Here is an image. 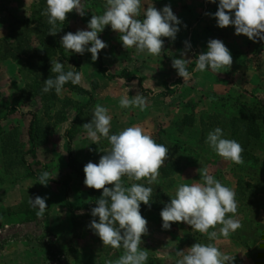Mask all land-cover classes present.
Returning <instances> with one entry per match:
<instances>
[{
    "label": "crops",
    "instance_id": "1",
    "mask_svg": "<svg viewBox=\"0 0 264 264\" xmlns=\"http://www.w3.org/2000/svg\"><path fill=\"white\" fill-rule=\"evenodd\" d=\"M122 3L124 9L112 21L111 30L104 32L97 29L88 35L80 52L82 67L76 84L97 99L95 109L101 114L98 134L111 133L120 138L130 136L134 142L144 144L142 146L145 148L160 123L164 127L171 117L186 113L183 103L174 107V103L162 94L170 80L168 65L173 59L171 54L156 53L154 48L162 41L160 35L153 33L171 21L178 22L182 40L172 38L163 42V46L177 47L178 53L182 54V77L179 76L182 78V100L202 102L206 108L219 96L245 102L255 98L264 103V43L258 41V23L252 21L263 6V1L250 0L248 7L243 8L238 0H122ZM181 4L182 7H179ZM33 8H26L20 0H0V41L8 42L12 22L31 19ZM163 14L170 17H162ZM168 18L169 21L164 22ZM171 27L165 26V30ZM137 29L145 31L146 39L153 37L152 46L149 47L147 42L138 43L137 46ZM134 50L139 55L141 53V57L136 53L134 55ZM132 56H136L138 63L135 64ZM158 59L164 64L163 68L155 66ZM99 63L108 67L114 76L117 75L116 70L127 71L134 74L136 79L130 82L122 78L109 80L107 75L100 72ZM20 80L17 63L11 59L0 61V93L4 101L11 102L23 89L24 83ZM207 97L210 102H205ZM74 119V112L68 111L66 122L52 134L51 147L57 145L58 152H67L65 132ZM27 127L24 126L22 130L24 143L28 139ZM93 132H86L81 139V143L87 145V150L96 148L91 142ZM108 147L112 148L110 145ZM117 154L114 150L107 157L103 151H99L98 156L93 157L99 163L108 159L119 167L128 157L121 158ZM256 156L261 163L264 161V152H258ZM197 159L174 173V203L169 213L177 230L168 238V249L170 254L178 250L177 256L174 261L164 263L158 260L162 251H156L157 260L148 264H205L203 254L206 247L203 248L202 241L209 243L214 264H257L242 246L247 210L240 208L242 218L220 214L224 208L228 211L232 207L235 193L229 154H201ZM2 163L0 153V175L4 174ZM21 171H13L0 185V206L18 205L20 194L32 186L38 190L36 198L39 200L42 189L49 187L56 192L54 199L63 191L64 194L77 195L75 200L82 198L83 204L88 201V186L71 173L68 174L70 181L67 186L34 183L25 175L18 176L17 181L9 180ZM137 195L136 186L130 185L127 196L133 200ZM81 201L73 199L72 202L79 204ZM259 222L264 227V215ZM146 229L152 232L153 225H147ZM147 234L150 235L149 232ZM123 251L134 257L136 255L131 247ZM170 254L166 253L165 256ZM137 262L138 258L135 264Z\"/></svg>",
    "mask_w": 264,
    "mask_h": 264
},
{
    "label": "trees",
    "instance_id": "2",
    "mask_svg": "<svg viewBox=\"0 0 264 264\" xmlns=\"http://www.w3.org/2000/svg\"><path fill=\"white\" fill-rule=\"evenodd\" d=\"M259 1H263V6L259 8L252 21L263 23L264 29V0ZM33 9L31 19L14 20L10 25L11 44L0 41V61L11 59L17 63L18 74L24 83L23 89L10 104L3 111L0 109V153L4 161V175H9L13 170L25 169L29 176H34L26 158L28 156L36 158L37 152L48 144L54 130L66 122L68 110L74 109L76 117L65 132L68 169L89 187V198L86 203L76 208L69 202L66 203L74 234L86 227L97 234L100 246L105 244L110 249L129 241L139 240V225L145 221L155 223L165 221L173 204L169 196L173 185L172 175L180 168L188 167L193 159L198 158L200 151L197 146L201 144L206 145L208 142L218 144L221 139H225L224 146L242 164L237 168L238 172L242 170L241 166L249 164L246 170V173H249L255 162V157L251 153L264 151V103L255 98L245 102L219 96L214 98L207 108L201 104L202 102L186 101L187 112L178 122L176 134H167L164 130H159L147 141L143 150L147 156L133 153L128 156L127 159H130L133 165H137L132 169V173L139 175L140 184L136 185V188L140 196L136 200L126 197L127 185L120 179H106L107 175L101 171L89 174L72 152L76 134L93 131L89 128L80 129L82 119L93 101L91 95L76 84L82 61L80 52L84 43L81 42V36L72 29L73 20H76L75 10L67 6L53 5L49 0H38ZM258 41L264 43V32L260 29ZM57 60L73 64L74 70L69 72L56 68ZM99 69L100 72H104L101 64ZM107 78L110 80L122 78L127 82L136 79L134 74L127 71L119 76ZM61 90L88 96L90 100L82 105L70 98L61 99L58 96ZM35 102L39 104L40 109L39 112L27 114L30 120L28 141L25 144L18 124H10L6 129L2 123L14 116L22 107ZM190 135L194 136L187 138ZM27 145L29 148L25 150ZM168 145L173 147L172 151L167 150ZM180 157L182 166L178 163ZM138 168L143 170L138 173ZM2 183L3 175H0V184ZM67 184L68 182L63 185ZM238 184L251 188L249 182L242 177L239 178ZM252 190L255 191H251V198L264 194L263 190ZM25 205L28 207V202ZM253 205L252 200L242 203L250 214L253 212ZM262 206L264 207V204ZM22 213L25 214V210ZM35 214L33 217L37 216ZM250 217L251 215L245 219V241L242 242V246L253 261L264 264V227L255 220L257 212ZM253 221L255 229L250 234L246 225H251ZM257 230L260 232L257 233Z\"/></svg>",
    "mask_w": 264,
    "mask_h": 264
},
{
    "label": "rangeland",
    "instance_id": "3",
    "mask_svg": "<svg viewBox=\"0 0 264 264\" xmlns=\"http://www.w3.org/2000/svg\"><path fill=\"white\" fill-rule=\"evenodd\" d=\"M20 1L24 3L26 8H32V6L35 7L38 3V0ZM49 2L53 5L60 6L57 4L56 0H49ZM249 3L250 0H238V4L242 8L248 7ZM65 6L71 7L75 10L76 20H73L72 29L81 36V42L84 44H86L85 38L91 33L98 31L97 29H100L104 32L111 30L110 26L112 21L118 15V12L124 9V7H122V0H74L73 5H64L60 7ZM179 7H182V4ZM172 14H174V12ZM163 15L164 16L162 17H170L166 16L165 14ZM173 17H175V15ZM169 19L170 18L165 19L164 22H168ZM177 23L178 22L174 23L171 21L170 23H166L164 26L162 23L161 26L163 27L158 28L153 33L157 36L160 35V40L162 41L155 44V52L157 53V51H160V53L163 52L164 55L171 54L173 59V62H170L168 65L170 80L164 87V92H162V94H165L167 99L174 103V107L177 105L182 106V103L183 105L186 103V101L182 100V78H180L182 77V54L178 53L179 48L173 46L172 48H169L168 45L163 46V42L169 41L172 38L182 40V31H180L179 24L177 25ZM258 25L259 29L264 32V29H262L263 23L258 22ZM165 26L172 27L169 30H165ZM150 33L151 32L149 31V34ZM145 36V31H138L137 46H139L138 43L144 44L145 42H147V44L149 43V47L152 46L151 43L153 37H151V39H149L150 37L146 39ZM133 40L136 42L134 38ZM8 42H10V40ZM143 50H145L144 47ZM133 53L134 55L136 53V56L139 57L142 55L141 53L140 55L137 54L138 52L135 50ZM135 57L132 56V60H136ZM74 60L76 59L74 58ZM136 63H138L137 60L135 64ZM154 64L155 66H160L161 68L164 66V64L161 63V59L156 60ZM80 66L82 67V61ZM101 66L104 69V72H101L103 75H115L110 72L108 67H103L102 63ZM55 67L67 70L69 72L74 70L73 64L60 60L56 61ZM178 67H180V69ZM115 72L117 74L116 76H118L122 74L123 71L116 70ZM20 81L22 82V79ZM58 96L61 99L70 98L76 103L82 105L87 104L90 100V97L88 96L77 95L66 90L59 91ZM205 100V102H210L209 97H207ZM92 101L93 102L90 105L91 107L86 111V115L84 116V119H82L83 124L80 126V129L89 128L94 131H92L94 136L91 139V142L96 145V148L87 150V145H83L81 143V139L84 138L83 134L86 132L77 133L72 143L73 156L80 164L85 166V169L89 174L101 171L103 174L107 175L106 179H120L121 182H124L127 185L126 197L129 198L127 196L128 187L130 185L136 186L140 184L138 181L139 175L136 176V174L132 173V169L137 165H133L130 159H126L122 161V166L115 167L108 159H105L104 162L101 160L99 163L93 156H98L99 151H103L105 156L110 157L109 152L114 150L121 158L128 157L132 153L135 155L139 154L141 156H147L148 154H145L142 151V148H144L142 145L144 144H138L136 141L134 142V139L130 136L120 138L119 136L111 133L108 135H104L103 133L98 134V126L100 125L101 114L95 109L97 99L92 97ZM176 102L179 103L176 104ZM9 104L10 102L4 101V98L1 95L0 109L3 111ZM39 109L40 106L37 102L30 103L29 105L22 107L19 112L7 119V121L3 122L2 125L7 129L10 124L16 123L21 125L20 127L22 132L24 126H29L27 123H29L30 118L27 116V114L29 112H39ZM186 109L187 108H185V112H187ZM71 110L74 112L76 117L77 113L74 111V109H70L68 111ZM183 115L176 114L174 117H171L164 123V127L160 126V123V125L156 127V130L151 137L156 135L159 130H164L167 134H176L178 132V122L182 119ZM193 136L194 135H190V137L187 138H191ZM51 138L52 135L48 141V144L38 151V155L35 159H32L30 156L26 158L34 176H29L28 171L25 169H20L23 172L21 171L19 174L15 173L9 180L15 179V181H17L18 176L25 175L30 181H33L34 183L42 182L47 186L48 184L59 186L70 181L68 174L71 172L68 169L67 152H58L57 145L56 147L53 145L55 148L51 147ZM225 143V139H221L218 144H212V142H208L206 145L201 144L200 146H197V149L200 151V155L198 156L197 160L200 159L201 154L212 155L214 152L228 153L231 158L233 168L231 173V181L234 182L235 193L232 199V207L228 211L226 208H224L220 211V214H225V216L227 214L230 218L237 216L241 217L242 214L239 211L241 207L243 208L242 203L247 200H252L254 202L252 207L253 212L250 214L248 209H244L247 210L248 217L251 215L250 218L256 215L257 212V217L255 220L257 224L259 223L260 225L259 220L264 215V207L262 206L264 204V194H262V196L258 194L251 198L250 193L251 191H255L252 189L264 191V161L261 163L256 156L258 152L264 151L251 153V155L255 157V162L252 164V168L249 167V173H246L249 164L246 166H241L242 170L238 172L237 168H239L241 163H239L235 157L230 154L228 149L224 146ZM25 144H27V142ZM108 145H110L112 148H109ZM28 148V145L25 146V150H28ZM169 149L172 151L173 147L168 145L167 150ZM178 163L180 166H182V157H180ZM1 166L4 167V161ZM142 170L143 169L138 168L137 172L140 173ZM181 170L182 168H180L178 171ZM13 171H11V173ZM234 171L236 172L234 173ZM244 173L247 175H243ZM1 175H3V183H5L7 177L4 174ZM174 175L175 174L172 175L173 185L169 192L172 203H174L172 193L176 182L174 180ZM240 177L244 178L246 182H249L251 188H245L241 184L239 186L238 182ZM259 177L261 179H259ZM36 178L40 180H37ZM36 192H38V190H36L35 187H28L26 191H23L20 194L21 201L18 203V205L13 207L0 206V264H135L137 258L138 264H148L157 260L158 254L156 251H162L159 254L160 259L158 260L164 263H170V261H174V258L177 256L176 254L178 253V250L170 254V250L168 249V238L170 235L172 237L173 233L177 230L170 219L169 210L171 207L168 210V215L164 222L155 223L145 221L138 226V232L140 234L139 240L136 242L129 241L117 248L110 249V247H107L105 244L100 246L97 240V234L90 229H86V227L79 229L75 234L73 233L72 219L66 209V203L69 202L73 207L76 208L83 204L81 201L82 198L78 197L75 200L74 197H77V195H70L69 192L64 194L62 191L57 195V198L54 199L56 192L53 189L46 187L40 192L42 198L39 200L36 198ZM139 196L140 195L138 192V195L133 200H136ZM73 199L74 201L80 200L81 202L79 204H75L72 202ZM15 202L17 203L18 201ZM26 202H28V207L30 208L26 207ZM23 205H25L26 208H24ZM24 210L25 214L22 213ZM34 213H36L35 215L37 216L33 217ZM251 223V225L247 224L248 227L246 225V228L248 229L247 232H250V234H252L255 229L254 221ZM149 224L153 225L152 232L146 229V226ZM261 229L262 228H259V230ZM259 230H257V233L260 232ZM148 232L150 235L147 234ZM202 242L204 243L203 248H207H205L206 253L203 254V263L214 264L212 254L209 253L210 251L208 249L209 243L204 241ZM126 247H131L134 249L136 252L135 257L132 254L123 251ZM164 251L170 255L165 256L166 253Z\"/></svg>",
    "mask_w": 264,
    "mask_h": 264
},
{
    "label": "built area",
    "instance_id": "4",
    "mask_svg": "<svg viewBox=\"0 0 264 264\" xmlns=\"http://www.w3.org/2000/svg\"><path fill=\"white\" fill-rule=\"evenodd\" d=\"M57 4L60 6H64V5H73L74 0H56Z\"/></svg>",
    "mask_w": 264,
    "mask_h": 264
}]
</instances>
